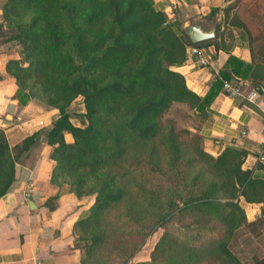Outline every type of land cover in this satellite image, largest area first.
<instances>
[{
	"label": "trees",
	"instance_id": "obj_1",
	"mask_svg": "<svg viewBox=\"0 0 264 264\" xmlns=\"http://www.w3.org/2000/svg\"><path fill=\"white\" fill-rule=\"evenodd\" d=\"M223 1L210 10L223 15L215 37L193 44L153 0H3L0 43L19 48L6 64L15 99L57 114L13 148L0 131V198L19 155L39 140L51 146V184L90 201L73 224L80 264H129L158 229L149 260L133 264H264V160L244 171L245 150L204 149L216 91L199 97L178 71L188 47L228 49L238 29L259 89L264 0ZM77 97L81 126L68 110ZM241 199L261 204L260 215L247 219Z\"/></svg>",
	"mask_w": 264,
	"mask_h": 264
},
{
	"label": "crops",
	"instance_id": "obj_2",
	"mask_svg": "<svg viewBox=\"0 0 264 264\" xmlns=\"http://www.w3.org/2000/svg\"><path fill=\"white\" fill-rule=\"evenodd\" d=\"M153 1L166 19L175 18L176 8L188 7L175 0ZM210 1L212 6L224 4L223 0ZM231 31L234 42L228 49H217L215 44L201 48L208 59L207 66H198L190 57L178 71L187 88L199 97L216 91L199 130L204 149L216 156L225 146L241 148L247 152L242 169L248 171L255 167L258 154L264 150V78L259 89L252 88L250 52L240 38V31ZM225 42L230 43L227 38ZM18 58L14 47L0 43V131L10 148L36 132L39 122L48 124L57 114L55 109L42 108L33 102L19 105L15 99V79L6 71L8 60ZM224 81L238 85L241 95L238 98L225 95ZM250 91L258 95L254 101L246 98ZM64 140L71 143L70 134L64 133ZM51 150V146L39 140L15 162V180L0 198V264H80V253L73 248V224L90 201L78 199L67 187L59 190L51 184ZM58 193L57 199L49 202ZM240 205L249 220L261 213V204L241 199Z\"/></svg>",
	"mask_w": 264,
	"mask_h": 264
},
{
	"label": "rangeland",
	"instance_id": "obj_3",
	"mask_svg": "<svg viewBox=\"0 0 264 264\" xmlns=\"http://www.w3.org/2000/svg\"><path fill=\"white\" fill-rule=\"evenodd\" d=\"M2 2L3 0H0V13L2 9ZM187 5L188 7L182 6L181 8L175 9V13H176L175 18L177 19L178 23L180 24L183 23L184 27H185V24H188V25L197 24L198 26H200L201 29H205V31H208L211 29H215L217 24L223 21V15L221 11H218L216 14H214V16H210V10L213 7L222 9L226 5V3H224L222 6H212L210 0H198V1H195ZM197 25H194V26H197ZM185 28L188 29V27H185ZM11 47H14L18 52L19 48L15 44H12ZM33 103H35L36 105L42 108H47L43 104L39 103L37 100L34 101ZM68 110L71 116L72 123L76 126H81L84 123L79 114L84 111V108L82 105V98L77 97L69 105ZM172 113H175V112H172ZM161 232L162 230L158 229L151 236H149L148 239L145 241L144 245L141 247L140 251L134 256V258L129 262V264L149 260L150 253L157 239L161 235Z\"/></svg>",
	"mask_w": 264,
	"mask_h": 264
},
{
	"label": "built area",
	"instance_id": "obj_4",
	"mask_svg": "<svg viewBox=\"0 0 264 264\" xmlns=\"http://www.w3.org/2000/svg\"><path fill=\"white\" fill-rule=\"evenodd\" d=\"M171 20H173L172 18H168L166 19V23L170 22ZM188 55L191 58H194V62L200 66V67H205L208 64V59L206 58V56L204 55V52L202 51L201 48L197 47V46H190L187 49ZM222 91L225 93V95H227L230 98H238L241 95V90L240 87L238 85H233L228 81H224L222 83ZM257 93L255 91H250L247 95L246 98L249 101H254V99L257 98ZM44 125L43 122H39V126ZM243 135L245 134V132L242 133ZM264 151V150H263ZM263 151H261L258 156H257V160L263 161L264 160V155H263Z\"/></svg>",
	"mask_w": 264,
	"mask_h": 264
},
{
	"label": "water",
	"instance_id": "obj_5",
	"mask_svg": "<svg viewBox=\"0 0 264 264\" xmlns=\"http://www.w3.org/2000/svg\"><path fill=\"white\" fill-rule=\"evenodd\" d=\"M185 27H188V35L190 41L193 44L209 41L215 37L214 32L212 30L203 31L199 26L188 25V24H185Z\"/></svg>",
	"mask_w": 264,
	"mask_h": 264
}]
</instances>
